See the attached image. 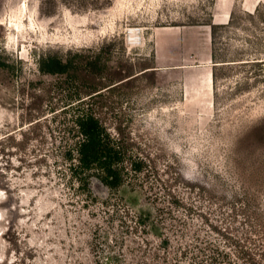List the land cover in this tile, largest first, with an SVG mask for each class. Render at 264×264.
I'll use <instances>...</instances> for the list:
<instances>
[{
    "label": "rangeland",
    "instance_id": "rangeland-1",
    "mask_svg": "<svg viewBox=\"0 0 264 264\" xmlns=\"http://www.w3.org/2000/svg\"><path fill=\"white\" fill-rule=\"evenodd\" d=\"M80 110L144 160L117 189ZM0 264H264V0H0Z\"/></svg>",
    "mask_w": 264,
    "mask_h": 264
},
{
    "label": "trees",
    "instance_id": "trees-1",
    "mask_svg": "<svg viewBox=\"0 0 264 264\" xmlns=\"http://www.w3.org/2000/svg\"><path fill=\"white\" fill-rule=\"evenodd\" d=\"M78 66V62L63 59L57 54H46L40 57L38 68L42 73H69ZM212 74V71H211ZM79 140L76 142L72 168L77 170L80 180H86L94 175L108 189H117L124 181L129 169L140 172L145 163L140 157H128L130 168L123 165L125 148L107 131L104 123L89 111L80 110L73 117Z\"/></svg>",
    "mask_w": 264,
    "mask_h": 264
},
{
    "label": "bare ground",
    "instance_id": "bare-ground-1",
    "mask_svg": "<svg viewBox=\"0 0 264 264\" xmlns=\"http://www.w3.org/2000/svg\"><path fill=\"white\" fill-rule=\"evenodd\" d=\"M132 33H133V32H132ZM132 33H131V34H132ZM133 34H134V33H133Z\"/></svg>",
    "mask_w": 264,
    "mask_h": 264
}]
</instances>
